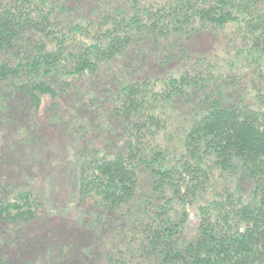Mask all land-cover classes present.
<instances>
[{
  "label": "trees",
  "instance_id": "1",
  "mask_svg": "<svg viewBox=\"0 0 264 264\" xmlns=\"http://www.w3.org/2000/svg\"><path fill=\"white\" fill-rule=\"evenodd\" d=\"M203 34L226 36L242 65L198 50ZM45 95L71 99L58 116L84 142L76 188L94 210L79 228L121 239L101 257L87 237L81 251L4 253L45 214L36 189L15 187L0 264H264V0H0V110Z\"/></svg>",
  "mask_w": 264,
  "mask_h": 264
},
{
  "label": "rangeland",
  "instance_id": "2",
  "mask_svg": "<svg viewBox=\"0 0 264 264\" xmlns=\"http://www.w3.org/2000/svg\"><path fill=\"white\" fill-rule=\"evenodd\" d=\"M195 47L217 55L225 70L228 68L225 63L229 60L236 62L237 67L244 61L243 58L235 57V49L228 45V38L224 35L203 34L196 39ZM42 101L38 110L31 108L29 102L23 106L20 100L9 104V110H0V199L13 197L17 193L15 187L32 188L39 192L45 205L44 216L29 225L21 235L14 236L9 244H2L1 249L4 253L15 256L18 251L23 260H30L33 256L42 255L48 246L70 244L81 251L80 243L87 237L88 241L85 243L92 245L88 252H97L101 257V254L109 251L111 240L121 238L114 237L115 231L108 230L101 240L96 241V233L79 228V225H83L82 222L92 219L94 205L88 199H81L76 188V151H85L82 144L84 142L67 128L71 123L68 122L66 127V120L58 116L65 113V110L68 111L67 108L73 103L71 99H65L61 101V106L54 109L52 103L57 100L45 95ZM173 129L174 133L177 132V125ZM98 132L103 139L107 138L104 130ZM171 136L166 140L170 148L178 143L177 135ZM97 143L98 147L107 144L101 141ZM142 184L143 190L148 193L152 187L151 180L145 176ZM221 184L220 181L218 186ZM195 211L193 208L190 216L191 232L196 225ZM113 227L112 223L111 229ZM123 232H126V227ZM123 239L124 244L120 248L128 256L133 255L135 261V257H138V244L135 245V240L130 236L124 235ZM116 250L118 251L117 248ZM76 254L77 252L71 253L68 264H80ZM95 257L92 255L86 259L93 260Z\"/></svg>",
  "mask_w": 264,
  "mask_h": 264
}]
</instances>
